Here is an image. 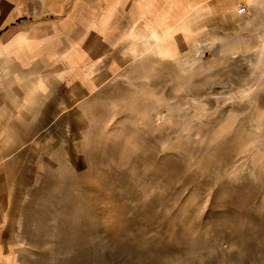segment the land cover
Listing matches in <instances>:
<instances>
[{"label": "rangeland", "instance_id": "1", "mask_svg": "<svg viewBox=\"0 0 264 264\" xmlns=\"http://www.w3.org/2000/svg\"><path fill=\"white\" fill-rule=\"evenodd\" d=\"M83 1L112 77L60 163L35 159L1 245L16 264H264V0Z\"/></svg>", "mask_w": 264, "mask_h": 264}, {"label": "crops", "instance_id": "2", "mask_svg": "<svg viewBox=\"0 0 264 264\" xmlns=\"http://www.w3.org/2000/svg\"><path fill=\"white\" fill-rule=\"evenodd\" d=\"M64 4L0 0V238L2 215L33 182L35 159L60 163V135L112 77L111 25H96V2L79 0L72 12ZM0 264H16L1 242Z\"/></svg>", "mask_w": 264, "mask_h": 264}, {"label": "built area", "instance_id": "3", "mask_svg": "<svg viewBox=\"0 0 264 264\" xmlns=\"http://www.w3.org/2000/svg\"><path fill=\"white\" fill-rule=\"evenodd\" d=\"M241 12H244V9H243V11H241Z\"/></svg>", "mask_w": 264, "mask_h": 264}]
</instances>
